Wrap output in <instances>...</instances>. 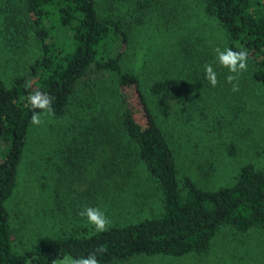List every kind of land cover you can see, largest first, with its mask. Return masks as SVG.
I'll return each mask as SVG.
<instances>
[{
	"label": "trees",
	"instance_id": "16d2710c",
	"mask_svg": "<svg viewBox=\"0 0 264 264\" xmlns=\"http://www.w3.org/2000/svg\"><path fill=\"white\" fill-rule=\"evenodd\" d=\"M1 2L2 39L22 35L21 47L29 30L40 54L11 83L0 75V137L6 145L0 160V264H52L64 255L93 252L100 264L140 257L200 258L211 254L223 229L235 235L264 233V163L242 161L231 183L201 187L179 175L170 138L180 116L189 121L200 114L202 129L217 143L223 140L226 161H237L242 147L260 148L264 156V139L259 142L264 130V0ZM156 8L162 17L150 25ZM17 44L14 40L10 46ZM217 47L248 51L247 71L239 76L236 92L226 82L227 69L216 62ZM206 64L217 73L216 87L205 78ZM89 73L109 77L107 85L94 88L96 106L77 92L89 85L82 84ZM34 91L53 97L51 112L32 109ZM129 92L140 110L129 103ZM77 97L82 116L59 126L71 116ZM33 112L52 120L51 132L58 137L53 148L71 160L63 159L64 168L79 171L84 165L90 170L92 155L100 162L91 169L90 183L80 188L87 191L85 205L71 215H57L61 235L39 237L20 253L13 248L6 205L19 185V167L35 126ZM140 112L141 122L136 119ZM225 128L230 133L223 139ZM148 181L158 188L157 210L147 215L138 210L136 220L119 224L120 213L135 210L127 196L141 194L139 185ZM55 192V198L65 197L64 191ZM106 206L111 208L103 212L110 221L107 231L91 232L80 213ZM101 247L106 251L99 252Z\"/></svg>",
	"mask_w": 264,
	"mask_h": 264
},
{
	"label": "rangeland",
	"instance_id": "374dc122",
	"mask_svg": "<svg viewBox=\"0 0 264 264\" xmlns=\"http://www.w3.org/2000/svg\"><path fill=\"white\" fill-rule=\"evenodd\" d=\"M1 5L2 2L0 0ZM168 12L169 9L166 12L167 15H169ZM198 12L199 9L196 6L195 13ZM152 14L154 20L150 22V25L155 21L158 22L162 17V12L157 8ZM2 29L3 25L0 20V75L9 84L15 77L19 76V73L26 71L27 67L39 57L40 51L34 43L31 31H24L27 37L25 40L26 44L22 42L20 47L22 39L18 38H22V35L12 33L16 36L2 39ZM14 40L18 42L16 47L10 46ZM108 80L107 74L93 75L89 73L82 82V84L86 85L88 81L89 85L77 88L80 99L91 100L93 106H96L94 101L97 102L99 98L93 97V94H96L94 88L99 87L100 83L107 85ZM78 100L77 97L75 104L70 109L71 116L60 121L59 126L73 123L75 121L73 116L76 119L82 116L83 110L81 111L79 107L77 108ZM128 101L132 107L140 110L133 92L128 93ZM181 117L177 119L178 125L174 126L170 132L171 142L177 155L176 163L179 175L188 176L198 186L217 188L231 183L232 176L238 169L237 165L242 161L251 162L255 165L264 163V156L260 148L250 150L247 147H242L241 155L237 161H226L222 149L225 145L222 142L223 140L217 143L211 132L206 133L202 129L200 118H204L200 114L190 117L189 121ZM136 119L139 122L143 120L141 112L136 115ZM168 120H171L170 117H168ZM41 121L42 123L39 126H34L32 129L25 157L19 167V185L6 205L8 211L11 212L10 224L13 231V248L20 253L28 250L35 239L39 237L61 235L62 222H60L57 215H71L77 212L78 208L85 205L87 199L85 194L87 191L86 189L80 191V188L90 183L89 179L95 174V170L91 169L100 162L98 156L92 155V163L88 165L90 170L84 169V165H79L80 173L78 170L64 168L66 165L63 159L68 160L69 154L67 152H61L60 154L53 148V144L55 145L58 137L54 132H51L52 120L45 116ZM54 126L57 125L55 124ZM206 128L208 129L207 126ZM227 133L230 132L225 128L223 139ZM259 137L262 138L259 141L261 142L264 139V130ZM5 147V143L0 137V160L3 158ZM218 148L222 149L220 158L218 157ZM70 162L71 160L69 159ZM76 179H79L78 183ZM42 183L45 184L43 187L41 186ZM138 188L141 190V194L133 193L127 196L130 209L134 207L135 210L128 211L125 216L124 213H120L123 218L117 219L119 224L136 220L137 216L135 215L138 210L145 209L144 212L140 211L141 215L149 214L151 209L157 210L160 198L155 183L148 181V183L143 185L140 184ZM57 190L64 191L65 197L55 198L57 194L55 191ZM109 209L111 208L106 206L100 210L104 212ZM113 214L115 213L113 212ZM88 225L90 226V231L93 232L94 228L90 224ZM230 240H234L237 244L231 245ZM124 264H264V233L261 231H249L246 234L235 235L230 230L223 229L216 237V244L211 254L206 257L193 256L185 259H174L164 256L155 258L140 257Z\"/></svg>",
	"mask_w": 264,
	"mask_h": 264
},
{
	"label": "clouds",
	"instance_id": "9594fccd",
	"mask_svg": "<svg viewBox=\"0 0 264 264\" xmlns=\"http://www.w3.org/2000/svg\"><path fill=\"white\" fill-rule=\"evenodd\" d=\"M216 62L223 68L227 69L229 73L226 76V82L232 85L231 90L236 92L239 90L238 79L239 76L247 71L248 51L241 49L234 51L230 48H224L223 50L217 47L215 50ZM205 78L211 87H216L219 83L217 73L214 70L212 64H206L204 66ZM53 97L40 91H34L29 97V103L32 109H39L42 112H51V103ZM31 123L35 126H39L42 121L39 112H33L31 116ZM80 215L85 217L88 224H90L94 230L98 233L107 231L110 221L105 214L98 208L87 207ZM99 252H104L106 249L103 247L98 249ZM52 264H100L95 252L88 254L87 256L72 257L64 255L61 259L54 260Z\"/></svg>",
	"mask_w": 264,
	"mask_h": 264
}]
</instances>
